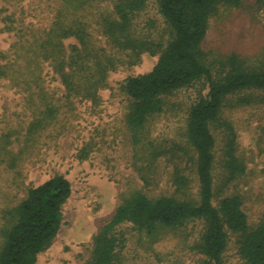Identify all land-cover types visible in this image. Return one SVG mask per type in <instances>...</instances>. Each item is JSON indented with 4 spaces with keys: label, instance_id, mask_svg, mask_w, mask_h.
I'll list each match as a JSON object with an SVG mask.
<instances>
[{
    "label": "trees",
    "instance_id": "16d2710c",
    "mask_svg": "<svg viewBox=\"0 0 264 264\" xmlns=\"http://www.w3.org/2000/svg\"><path fill=\"white\" fill-rule=\"evenodd\" d=\"M104 2H110L112 9L101 12L98 6ZM244 2L157 0L166 24V34L159 37L136 27L145 0H59L48 26L8 27L16 31L15 40L8 51H0V78L23 95L31 120L24 139H18L23 142L18 152L11 140L15 132L0 136V166L17 167L22 154L56 122L63 106H74L76 101L99 105L110 73L137 64L149 53L159 55L153 68L128 76L121 90L128 101L125 121L133 145L139 156L149 151L151 169L168 151L147 139L150 119L165 111L169 95L205 81L206 93L189 109L188 147L180 148L181 155L169 151L178 159L171 173L174 192L151 196L134 190L124 196L94 236L86 264H124L122 252L131 231L154 236L197 220L203 224L195 245L201 264H226L230 235H236L246 264H264V217L255 224L249 221L239 190L246 164L238 153L234 125L225 116L227 108L264 103V48L251 58L215 55L203 46L211 18L222 8ZM256 4L264 10V0ZM49 80L62 86V98ZM214 132L222 136L219 151ZM141 176L149 182L148 175ZM71 192L70 181L55 174L30 186L20 202L3 210L0 264L36 263L59 232Z\"/></svg>",
    "mask_w": 264,
    "mask_h": 264
},
{
    "label": "rangeland",
    "instance_id": "374dc122",
    "mask_svg": "<svg viewBox=\"0 0 264 264\" xmlns=\"http://www.w3.org/2000/svg\"><path fill=\"white\" fill-rule=\"evenodd\" d=\"M58 1L0 0V51H8L15 40L16 31L8 27L48 26ZM98 9L107 12L112 4L100 3ZM135 24L156 37L166 34L157 0H145ZM92 27L96 24L92 23ZM203 46L215 55L238 53L254 57L264 48V10L256 0H245L240 7L222 8L211 18ZM158 57L144 53L137 64L111 72L108 86L100 91L99 105L76 101L74 106H63L56 122L22 154L17 167L0 166V228L3 210L20 202L30 186L55 174L64 175L71 183L72 192L63 206L59 232L53 243L38 254L35 264H86L94 236L111 219L124 196L134 190L151 196L174 192L171 173L178 159L169 151L181 155L180 148L188 147L189 109L207 88L205 81L200 80L169 95L165 111L150 119L145 131L147 139L168 152L149 169V151L137 154L126 126L128 101L121 84L128 76L150 71ZM49 81L62 98V86ZM225 116L234 125L238 153L246 164L239 190L249 221L255 224L264 217V103L227 108ZM30 120L23 95L7 79L0 78V136L15 132L11 136L15 152L23 146L18 139H24ZM214 133L219 151L222 136ZM143 173L148 175V183L142 179ZM193 190H197L196 182ZM202 229V222L197 220L176 229H162L154 236L131 231L122 252L124 264H201L202 256L195 245ZM224 258L226 264H246L236 235H230Z\"/></svg>",
    "mask_w": 264,
    "mask_h": 264
}]
</instances>
